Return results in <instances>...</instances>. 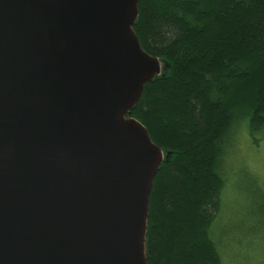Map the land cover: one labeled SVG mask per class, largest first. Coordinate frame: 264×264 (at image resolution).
Wrapping results in <instances>:
<instances>
[{
    "label": "water",
    "instance_id": "water-1",
    "mask_svg": "<svg viewBox=\"0 0 264 264\" xmlns=\"http://www.w3.org/2000/svg\"><path fill=\"white\" fill-rule=\"evenodd\" d=\"M140 0H0V264H148L166 156L130 111L163 60Z\"/></svg>",
    "mask_w": 264,
    "mask_h": 264
},
{
    "label": "trees",
    "instance_id": "trees-1",
    "mask_svg": "<svg viewBox=\"0 0 264 264\" xmlns=\"http://www.w3.org/2000/svg\"><path fill=\"white\" fill-rule=\"evenodd\" d=\"M134 29L164 69L130 115L170 153L150 197L148 264H221L216 166L241 120L264 128V0H140Z\"/></svg>",
    "mask_w": 264,
    "mask_h": 264
},
{
    "label": "rangeland",
    "instance_id": "rangeland-1",
    "mask_svg": "<svg viewBox=\"0 0 264 264\" xmlns=\"http://www.w3.org/2000/svg\"><path fill=\"white\" fill-rule=\"evenodd\" d=\"M244 119L231 129L216 166L223 186L211 237L221 264H264V128L252 133Z\"/></svg>",
    "mask_w": 264,
    "mask_h": 264
}]
</instances>
